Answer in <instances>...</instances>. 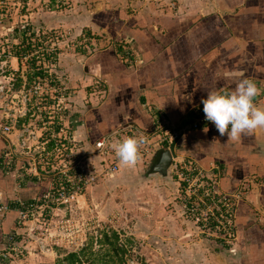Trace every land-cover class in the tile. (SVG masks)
Segmentation results:
<instances>
[{"label": "rangeland", "instance_id": "rangeland-1", "mask_svg": "<svg viewBox=\"0 0 264 264\" xmlns=\"http://www.w3.org/2000/svg\"><path fill=\"white\" fill-rule=\"evenodd\" d=\"M239 2L241 0H0V154L4 143L10 141L16 147L14 151L27 163V153H34L36 145L41 149V140L63 126L56 138L64 141L63 135H70L76 129L73 132L76 140L63 144L61 154L52 157L53 165L63 162L69 165L80 152L85 163L97 165L99 156L93 150L89 124L94 125L92 118H97L95 122L105 118L112 106L111 99L108 100L112 74L93 73L88 68L90 60L101 59L99 53L114 44V33L123 39L124 48L130 52L131 48L139 49V42L129 35L131 28L138 30L142 28L140 24L164 28L175 22L178 15L187 17L211 9L231 11ZM134 20H138V24ZM26 28L34 30L35 37L42 41L32 51L39 55L35 65L45 71L44 76H32L29 82L28 74L35 68L25 57L14 56L12 47ZM15 77L22 79L19 85ZM23 128V134L18 137L17 133ZM31 131L38 135L37 141ZM21 137H25L26 146H20ZM151 162V158H143L134 166L121 165L113 174L89 185L77 196L71 210L44 209L36 212L34 220L26 224L15 221L4 235L2 247L7 245L6 235L12 234L22 251L5 248L1 261L4 264H61L57 259L69 250H79L82 241L87 248L81 264H89L88 257L106 249V245L97 240L100 231L113 228L120 233L126 248L121 264L131 259L139 264H210L209 252L220 255L225 252L235 258H231L230 264L237 263L233 247L238 229L226 239L201 230L181 206V185L174 161L171 160L167 175L148 174ZM255 177L258 182L263 179L259 174ZM250 178L248 175L240 177L235 188L240 199L246 197L251 188ZM237 211L236 204L238 225ZM246 222L247 225L254 223ZM67 233L74 236L75 244L69 242V247H65ZM251 234L249 231V236ZM38 237H45V249L39 247ZM248 245L253 249L250 243ZM258 252L264 254L261 248ZM117 259L108 264H120Z\"/></svg>", "mask_w": 264, "mask_h": 264}, {"label": "crops", "instance_id": "crops-1", "mask_svg": "<svg viewBox=\"0 0 264 264\" xmlns=\"http://www.w3.org/2000/svg\"><path fill=\"white\" fill-rule=\"evenodd\" d=\"M143 30L146 39L137 43L139 49L131 48L134 57L130 59L135 66L130 67L140 71L141 77L128 81L130 88L124 92L121 89L110 111L120 107L128 115L127 122L150 138L158 127L150 111H162L173 125L179 126L187 121L193 105L207 97L208 90L234 88L240 72L260 89L254 103L264 107V0H241L231 11L211 9L187 17L178 15L167 27L157 29L147 24ZM111 89L112 84L110 94ZM146 126L155 129L147 130ZM175 152L204 167L219 163V184L229 192H235L240 177H251L249 193L237 201L239 233L233 248L241 262L236 258L235 264H264V254L258 252L260 248L264 252V128L231 141L227 134L221 136L211 122L185 130L176 140ZM25 167L20 168V176L15 169H0V190L6 198L28 199L46 188L47 178L37 179L24 172ZM256 174L263 177L261 182ZM9 212L1 227L11 223L14 214L16 217L14 209ZM246 220L254 223L247 225ZM1 227L0 248L5 235ZM209 253L210 264H230L231 258L235 260L225 252Z\"/></svg>", "mask_w": 264, "mask_h": 264}, {"label": "built area", "instance_id": "built-area-1", "mask_svg": "<svg viewBox=\"0 0 264 264\" xmlns=\"http://www.w3.org/2000/svg\"><path fill=\"white\" fill-rule=\"evenodd\" d=\"M150 112L158 125L151 138L132 123L126 122L118 124L112 131L94 139L93 150L99 156L97 165L85 163L82 152L77 153L76 159L73 162L69 161L71 162L69 165L65 162L60 163V165H53L52 157L54 154H61L60 148H64L63 144L67 143L68 140L72 142L76 140L73 133L76 129H73L70 135H63L64 141H61V137L56 138V134H59V130L63 129V126H59L60 128L56 132L51 131L48 136L41 140V149L37 148L36 145L34 153H27V163L20 158L22 157L21 154L14 151L16 147L10 141H6L0 154L4 171L10 172V170L15 169L16 175L20 176V168L27 166L23 170L24 172L35 175L37 179L45 177L48 184L39 194L28 199L20 197L4 199V194L0 190V215L14 209L16 224H26V222L34 220L36 212H42L44 209L52 210L64 207L71 210L73 202L77 201V196L81 195L89 185L103 176L113 174L123 165L111 147L118 139L127 136L145 137V143L140 148L139 159L150 158L157 147L168 149L170 142L178 138L186 129L200 128L211 123L205 119L202 102L193 105L189 112V118L179 126L173 125L160 110ZM4 128L8 129L9 126H4ZM24 130L25 128L17 135H22ZM31 134L37 141L38 135L32 131ZM20 143V146H26L24 145L25 137H21ZM68 154L66 153V155ZM71 154L73 155V153ZM14 156H19V158L15 157V160ZM171 160L177 167L175 174L181 185L179 198L184 211L189 213L194 222L201 227V230H206L208 235H216L221 239L233 236L237 229L236 204L240 197L238 192H229L220 186L221 166L219 163L213 162L208 167H204L189 156L177 154L172 156ZM42 176L44 177L42 178ZM28 235L30 236L29 233ZM48 236H51V233H48ZM66 237L68 242H66L65 247L70 246L69 242L75 244L74 236L67 233ZM44 238H37L41 249L46 247ZM6 241L7 245L2 247V251L0 250V264H4L1 261L2 255H4L3 249L22 251L21 245L18 244L12 234L6 235ZM79 244L82 246V241ZM125 264L139 263L131 259L130 261L125 260Z\"/></svg>", "mask_w": 264, "mask_h": 264}, {"label": "trees", "instance_id": "trees-1", "mask_svg": "<svg viewBox=\"0 0 264 264\" xmlns=\"http://www.w3.org/2000/svg\"><path fill=\"white\" fill-rule=\"evenodd\" d=\"M196 18H197V21L200 19V17H196ZM196 18L194 20H196ZM194 20L192 21L189 20V21L190 23H192ZM134 22L138 24V20H134ZM140 25L142 26V28L139 27L138 30H134L131 28L130 30L132 34H129L131 35L132 38L136 39L139 42V44H141V42L143 43V41L146 39V33H145V30L143 29L146 27L147 24L145 25L140 24ZM16 30H19V28L17 27ZM21 32L22 34L19 37V41L12 45L14 49L13 55L16 56L18 59H22V57H25L26 59H28V62L31 63L33 67L35 68L32 74H28L27 80L29 82L32 76H35V75L44 76L45 74L44 73L45 71L42 68H39L35 65L36 59L39 58V55L33 53L32 51L34 48H37L38 46H40L42 44V41L38 37H35L34 30L29 31L28 28H26V29H23ZM114 34H115L114 44L110 48L106 49L105 50L106 52L103 51L99 53L98 57H100L101 59H98L97 57H93L90 60L91 65L90 67H88L90 71H92L93 73L100 74V75H108V73L109 74L115 73L110 78L111 84H112V89H111L112 96L111 97L109 96V99H108V100L111 99L109 103L112 105L114 104V101H116L115 97L117 94L121 92V89L124 92V90L127 91L130 88L128 81L131 80V78H134V76L138 78L141 77L140 71L134 72L133 70L134 68L130 67V66H134V63L132 64L130 62L134 57L132 53V49L130 52L128 50L126 51V49L124 48L125 44L123 43V39L118 38V35L116 33ZM123 35H126V34H123ZM55 53H56V50L53 51V55ZM15 80H17V85H19L22 81V79L18 77H15ZM13 84H14V81H13ZM117 103L118 105H120V101ZM116 109H117L116 111H112V109L111 111L109 110L107 116H105V118L100 119L98 122H95V119L97 118H92V123L94 125L91 124L92 125L91 126L89 124V127H90L89 132H91L92 141L96 139L98 136L102 134H106L108 131L114 129L118 124L127 122V119H125L126 116H128V115H125L127 113H124L122 110H120L121 109L120 107H117ZM106 117H108V119ZM129 120L130 122L135 123L134 120L130 118ZM145 128H147V130L155 129V127H152L150 129L149 126H146ZM0 144L2 145V141H0ZM3 168L4 167L0 159L1 171L3 170ZM4 197H5L4 199H7L6 196ZM9 213L10 212L8 211V213L0 215V227H1L2 221L5 220V218L7 217ZM15 219L16 217L14 214V219L13 220L11 219V223L9 224L5 223L4 225H2L1 228H3L2 232H4V234H6L10 226L15 224ZM97 240L100 244L106 245V249L102 253H99V254L96 253L94 256L88 257L87 259L89 261V264H93V261H96V260L100 261V264H108V262H110V260H114V258H118L117 259L118 262L120 264L122 263V261L124 260L123 255L126 252V248H125L124 242L121 241L120 233L117 230L113 228L102 229L100 231V237L97 238ZM86 248H87V245L83 244L79 248V250H69L62 257H59L57 260L61 264H81L83 256L86 253Z\"/></svg>", "mask_w": 264, "mask_h": 264}, {"label": "clouds", "instance_id": "clouds-1", "mask_svg": "<svg viewBox=\"0 0 264 264\" xmlns=\"http://www.w3.org/2000/svg\"><path fill=\"white\" fill-rule=\"evenodd\" d=\"M232 89L208 90L202 99L205 119L214 123L219 134H227L228 140L237 141L242 135H250L264 128V107L254 103L260 89L243 72ZM207 131V129H205ZM143 136H127L111 145L118 160L125 166H134L145 143Z\"/></svg>", "mask_w": 264, "mask_h": 264}, {"label": "water", "instance_id": "water-1", "mask_svg": "<svg viewBox=\"0 0 264 264\" xmlns=\"http://www.w3.org/2000/svg\"><path fill=\"white\" fill-rule=\"evenodd\" d=\"M177 138L173 139L168 149L165 147H157L151 156L152 162L148 168V174H159L167 175L170 173V163L172 156L176 155L175 152V143Z\"/></svg>", "mask_w": 264, "mask_h": 264}]
</instances>
